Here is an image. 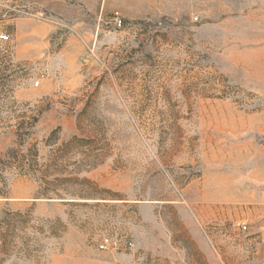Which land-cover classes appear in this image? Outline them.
<instances>
[{"label": "rangeland", "instance_id": "rangeland-1", "mask_svg": "<svg viewBox=\"0 0 264 264\" xmlns=\"http://www.w3.org/2000/svg\"><path fill=\"white\" fill-rule=\"evenodd\" d=\"M3 31L0 264L264 261V0H0Z\"/></svg>", "mask_w": 264, "mask_h": 264}, {"label": "built area", "instance_id": "built-area-1", "mask_svg": "<svg viewBox=\"0 0 264 264\" xmlns=\"http://www.w3.org/2000/svg\"><path fill=\"white\" fill-rule=\"evenodd\" d=\"M10 1H13V0H10ZM9 37H10L9 33L5 32V31L0 32V42H7L9 40ZM99 248L103 249V248H105V245L101 244L99 246ZM244 264H249V263H244ZM261 264H264V261Z\"/></svg>", "mask_w": 264, "mask_h": 264}]
</instances>
